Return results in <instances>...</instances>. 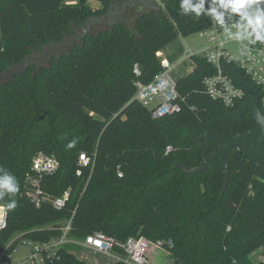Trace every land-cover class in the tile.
Returning <instances> with one entry per match:
<instances>
[{"label":"trees","instance_id":"trees-1","mask_svg":"<svg viewBox=\"0 0 264 264\" xmlns=\"http://www.w3.org/2000/svg\"><path fill=\"white\" fill-rule=\"evenodd\" d=\"M114 1L0 0V72L70 39ZM180 2L165 0L159 10L138 15L134 31L116 23L88 34L47 65L32 63L0 83V168L19 183L14 197L0 198L5 206L10 198L18 203L0 233V264L24 241L60 237L69 220L71 239L102 231L116 239L121 256L134 236L162 241L172 264H264V142L228 153L224 193L220 158L192 179L176 165L198 166L220 148L198 136L210 132L227 141L256 125L249 111L232 116L239 106L230 109L210 94L204 79L215 66L203 54L192 55L193 68L177 77L181 108L161 118L136 97L137 82L149 83L163 70V48L212 26L203 13L183 14ZM73 139L75 147L68 148ZM40 151L54 154L59 167L43 176L37 205L28 192ZM82 152L90 165L80 163ZM66 192L64 206L56 207L54 200ZM73 245H62L46 264H89Z\"/></svg>","mask_w":264,"mask_h":264},{"label":"built area","instance_id":"built-area-1","mask_svg":"<svg viewBox=\"0 0 264 264\" xmlns=\"http://www.w3.org/2000/svg\"><path fill=\"white\" fill-rule=\"evenodd\" d=\"M205 6L208 7V2L205 3ZM212 22L211 27L201 31L207 37V48L201 53L191 52L185 59H190L194 54H203L215 66V72L207 75L204 82L210 94L221 100L230 109L240 107L245 102L248 92L239 83H236L234 75L227 71L226 66L240 69L259 88L261 94L259 104L264 111V44L258 42L251 44L246 40L229 39L224 36V31L213 19ZM161 62L163 70L151 82H137L136 97L143 105L151 109L154 118H161L181 108L182 99H180L177 87V78L171 73L173 64L168 58L161 59ZM134 70L136 73L140 72L138 64H135ZM170 149L171 146H168L167 151ZM91 162V158L86 153L82 152L80 154L82 165L88 166ZM58 167L59 160L54 154L40 151L35 155L32 163L33 176H31L34 188L28 192V196L37 205L41 201L40 191L43 176L54 173ZM119 175L122 176V173L120 172ZM68 195L69 193L66 192L64 197L56 198L54 205L58 208L63 207ZM7 213L6 206L0 204V233L6 226ZM71 229L72 224L69 220L62 226L60 237L42 243L33 242V247H31L27 259L34 264H46L47 260L55 255L58 248L67 243H74L109 255L116 260L123 261L125 264L151 263L148 251L152 242L144 237H129L123 243L124 255L121 256L115 252L117 241L114 237L108 236L102 231H96L82 240H75L69 237ZM29 242L32 243V241ZM23 243L26 244V241ZM155 244L163 246L162 241H157ZM17 248L13 250L7 259L3 260L4 264H11L9 258L18 251Z\"/></svg>","mask_w":264,"mask_h":264},{"label":"water","instance_id":"water-1","mask_svg":"<svg viewBox=\"0 0 264 264\" xmlns=\"http://www.w3.org/2000/svg\"><path fill=\"white\" fill-rule=\"evenodd\" d=\"M132 2L134 0H131ZM144 4H148L149 2L146 0H142ZM115 2L110 4L109 10L105 12L104 14L100 16H90L88 20L86 21L85 25L86 28L82 32L76 31V33L70 37L69 41H64L61 43H52L48 46H44V49L49 51L51 46H64L71 44L74 39L79 38V34L81 33L82 36H85L89 31L91 24H95L96 22H102L105 20L106 16H109L113 13L111 8L115 6ZM161 6H159L157 9L159 10ZM227 20V17L225 18V21ZM111 24L114 25V21L111 20ZM48 52L41 53V54H30L27 56L23 61L13 64L12 66L8 67L5 71L0 73V83L6 84L14 79L16 75H22L27 72V70L30 68L32 63H35L36 59L43 58L46 56ZM226 69L228 72L233 74L238 78L239 84L248 92L249 98L240 105V107L236 110H233L230 112V115L232 116H239L245 111H249L253 120L256 122V125L249 128L248 130L244 132H237L235 135H233L229 140L225 141L221 138V136L212 134L210 132H206L205 134L198 136L197 139L199 141L204 140L205 138H209L213 141H216L220 148L211 152L210 154L206 155L204 157V161L199 164L198 166L194 167H187L183 163H177L176 165L180 168H182L186 174L190 176L192 179L194 175L197 173H201L204 170L207 169L208 164L212 162L214 159L220 158L222 162V169L225 171V178H224V185L222 189V193H224L228 187L230 178H231V172L229 171V163L227 160L228 153L233 149H240V146L242 143H250L255 142L257 139L263 143L264 142V111L261 108L259 104L260 99V91L259 88H257L250 79L238 68H234L232 66H226Z\"/></svg>","mask_w":264,"mask_h":264},{"label":"rangeland","instance_id":"rangeland-1","mask_svg":"<svg viewBox=\"0 0 264 264\" xmlns=\"http://www.w3.org/2000/svg\"><path fill=\"white\" fill-rule=\"evenodd\" d=\"M75 1V0H72ZM162 3L165 0H161ZM96 1H92L91 4L96 8ZM162 6L164 5L161 4ZM148 12L147 10H144V12ZM142 10L140 11H132L130 8H127L124 12V17L126 18L125 24L134 31V25H135V19L138 15L144 13ZM112 25L109 24H91L90 31L85 35L82 36V34H79L78 39H74L71 44L64 45V46H51L49 47L50 50L47 51L45 50L43 53L48 54L44 56L43 58H39L35 60V63L39 66L41 65H47L49 63V59L52 55L54 56H59L69 50L71 45L75 44H82L85 38L87 37L88 34L91 35H97L101 30L109 29ZM85 27L78 29V31L82 32L85 30ZM70 39L68 38L66 41H69ZM208 46V41L207 37L203 35L201 32L195 33L189 36H180L177 40H174L170 44H168L165 48H163L159 53L158 56L160 59H166L167 55L169 52H174L179 50L182 51L180 58H187V56L192 52V53H201L207 48ZM177 53V54H178ZM177 54L173 55L176 56ZM169 59V58H168ZM188 60V59H187ZM179 67L177 65L172 68V75L177 78L178 76L188 72L191 67L193 66L192 61H186L185 63L180 61L178 63ZM5 71V70H4ZM1 73V72H0ZM3 205V204H1ZM31 247H33V242L30 243L28 240L26 241V244L22 243L19 245L17 248L18 251L9 258L11 260V264H34L31 261H29L27 258L29 257ZM70 250L78 255L82 259H86L89 264H116L117 260L109 255L102 254L94 249L85 247L83 245H73L70 246ZM151 259L150 264H172L173 263V258L169 254V252L163 247V246H158L155 243H151L148 251ZM259 255L256 253L255 256ZM7 259V258H5ZM182 264V263H179Z\"/></svg>","mask_w":264,"mask_h":264},{"label":"clouds","instance_id":"clouds-1","mask_svg":"<svg viewBox=\"0 0 264 264\" xmlns=\"http://www.w3.org/2000/svg\"><path fill=\"white\" fill-rule=\"evenodd\" d=\"M208 7L205 8V3ZM180 8L183 14L189 11L200 17L201 14L210 16L214 22L223 28L229 39L248 41L251 44L260 42L264 44V0H181ZM227 17V24L225 18ZM73 139L67 144L68 148L76 145ZM19 192V183L15 176L7 170L0 168V198L5 195L14 197ZM18 206L14 198L6 204L11 211Z\"/></svg>","mask_w":264,"mask_h":264},{"label":"flooded vegetation","instance_id":"flooded-vegetation-1","mask_svg":"<svg viewBox=\"0 0 264 264\" xmlns=\"http://www.w3.org/2000/svg\"><path fill=\"white\" fill-rule=\"evenodd\" d=\"M149 3L146 5L143 3L142 0H134L133 2L131 0H115V6L111 8L112 14L109 16H106L105 20L102 22H96L97 24H106L109 26L111 24V20L114 21V23H124L126 18L124 17V12L127 8H130L133 12L134 11H140L142 10H149L150 11H157L159 6H162L161 0H146ZM107 12V11H106ZM146 12V11H145ZM95 23V24H96ZM112 25V24H111Z\"/></svg>","mask_w":264,"mask_h":264},{"label":"crops","instance_id":"crops-1","mask_svg":"<svg viewBox=\"0 0 264 264\" xmlns=\"http://www.w3.org/2000/svg\"><path fill=\"white\" fill-rule=\"evenodd\" d=\"M95 3H97V1H96ZM96 6H99V2H98V4H96ZM163 6H164V5H163ZM163 6H161V7H163ZM123 24H125V23H123ZM125 25H126V24H125ZM180 36H183V35H180ZM180 36H179V37H180ZM224 36H226L225 33H224ZM179 37H178V38H179ZM178 38H177V39H178ZM177 39H176V40H177ZM179 51H180L179 53H178V51L169 52L168 55H167V58H169L170 62H172V64H173L174 67H175L176 65H177V67H179L178 63H179L180 61H181V62L183 61L184 63H185L186 61H191V59H188V60H187V59H185V58H180V55H181L182 51H181V50H179ZM177 53H178V54H177ZM175 54H177V55H176V56H173V55H175ZM192 68H193V66L191 67V69H192ZM191 69H190V70H191ZM190 70H189V71H190ZM189 71H188V72H189Z\"/></svg>","mask_w":264,"mask_h":264}]
</instances>
